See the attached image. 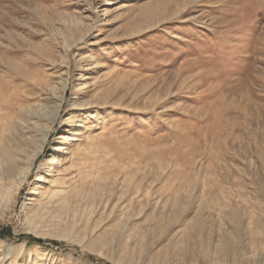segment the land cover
Segmentation results:
<instances>
[{
  "label": "rangeland",
  "instance_id": "rangeland-1",
  "mask_svg": "<svg viewBox=\"0 0 264 264\" xmlns=\"http://www.w3.org/2000/svg\"><path fill=\"white\" fill-rule=\"evenodd\" d=\"M13 88L62 107L3 176L0 264H264V0H0Z\"/></svg>",
  "mask_w": 264,
  "mask_h": 264
},
{
  "label": "bare ground",
  "instance_id": "bare-ground-1",
  "mask_svg": "<svg viewBox=\"0 0 264 264\" xmlns=\"http://www.w3.org/2000/svg\"><path fill=\"white\" fill-rule=\"evenodd\" d=\"M52 82L51 81L43 82L44 83L43 87L45 86L47 88V90L52 92L55 88V86ZM17 94L18 93L16 92V89L13 88L11 90V92L9 93V97L7 99L2 95L0 96V114L3 113L6 118L8 117L6 122H7L8 127H10V128L11 127L14 128L15 126L18 125L19 127L18 126L17 127L23 130L24 128H26L28 126V125H26V126L22 125L25 123L31 124V127L32 126L36 127L39 125V127H41V128L36 127V130L39 132V134L41 136V140L39 139L40 143L37 142L38 143L37 144L35 142V140L37 139V138L36 139L34 138L35 136L34 137L31 136V137L26 138V140L33 143L34 150H32L29 154H27V156H25V157H27V161H26V164L24 166L18 165L16 162V160L18 158V154L27 149L22 144L23 140L21 141V139L17 140L15 138L13 141L14 143H12V144H14L12 147H10L11 145L8 143V145H9L8 147H10V149H6V148L4 149L2 147L1 154H0L1 155V158H0V201L1 202H3V200H2L3 198L1 197L2 196L1 194H3V191L5 190L4 189L5 188L4 183L2 180L3 176H5L6 173L11 172L12 170H14L15 173L17 174V176L15 177V180H13L14 186H15V187L13 186L14 187L13 198L15 201L14 196H15L19 186L24 181L25 175L28 172L29 168L32 166L35 158L41 152L43 141H45L47 138V134H48L47 130L50 128V125L54 124V122L56 121L60 107H62L59 105V103L57 106L54 103L56 107L54 108L53 111H51L52 113L47 117V120L45 121V123L39 124V123H37V121H34V120L35 119L37 120L38 118L40 119V115H43L44 113H46L47 109L50 108L49 105L47 103H43L40 101H34L32 103L27 104L26 102H24L26 98L24 99V97L18 96ZM58 99L62 100L63 96L62 97L59 96ZM26 100H28V99H26ZM86 104H90V103L87 102ZM48 112H50V111H48ZM5 130L8 131V129H6V128H5ZM10 133H13V132H10ZM11 135H13V134H11ZM27 144H29V142ZM68 186H70V185H68V181L66 179L65 174H62V175L58 176L57 178H55L54 180H52V185L48 190V201H51L53 199L60 200L61 198H65L67 196V191H66L65 187H68Z\"/></svg>",
  "mask_w": 264,
  "mask_h": 264
},
{
  "label": "trees",
  "instance_id": "trees-1",
  "mask_svg": "<svg viewBox=\"0 0 264 264\" xmlns=\"http://www.w3.org/2000/svg\"><path fill=\"white\" fill-rule=\"evenodd\" d=\"M9 235H11L10 232H7V233L4 232V233H2V232L0 231V236H1L2 238L10 237ZM26 239H27L28 241H30V242H35V243H37V244H41V245H43V244L45 243L44 240L39 239V238H34L33 236H27ZM54 243H55V242H54Z\"/></svg>",
  "mask_w": 264,
  "mask_h": 264
}]
</instances>
